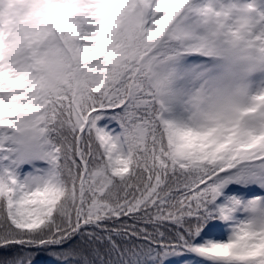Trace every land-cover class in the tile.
I'll use <instances>...</instances> for the list:
<instances>
[{"label": "snow or ice", "instance_id": "obj_1", "mask_svg": "<svg viewBox=\"0 0 264 264\" xmlns=\"http://www.w3.org/2000/svg\"><path fill=\"white\" fill-rule=\"evenodd\" d=\"M0 264H264V0H0Z\"/></svg>", "mask_w": 264, "mask_h": 264}]
</instances>
